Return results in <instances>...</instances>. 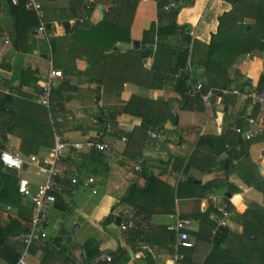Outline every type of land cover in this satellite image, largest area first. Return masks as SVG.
<instances>
[{
  "label": "crops",
  "instance_id": "obj_1",
  "mask_svg": "<svg viewBox=\"0 0 264 264\" xmlns=\"http://www.w3.org/2000/svg\"><path fill=\"white\" fill-rule=\"evenodd\" d=\"M35 1L41 6L42 16H38L47 26L49 45L45 47L39 42L32 52H24L13 43L16 31L12 6L9 0H0V96L7 94L16 110L15 116L20 120H16L18 126L13 132H6L5 137L0 134L1 145L19 151L25 158L44 157L55 145L58 134L69 142H84L90 138L103 141L110 144L111 150L86 152L71 148L66 152L60 162L62 172L55 178L56 201L48 207V237L33 242L27 254L29 263L204 264L213 255L208 264H234L235 259L242 258L236 249L227 257L215 253V239L211 237L215 222L209 217L212 210L209 194L215 191L230 197L238 215L252 202L264 206V192L247 185L233 170L227 172L231 145L218 152L210 139L222 135L235 137L233 127L244 124L247 112L252 110L256 115L260 112L259 106L251 108L245 92L254 86H262L264 49L259 46L264 43V0H195L193 5L181 11L178 21L190 24L193 31L192 53L196 41H199V51H208L212 34L218 32L220 17L227 25L223 34L241 39L246 33H241L237 26L246 24L255 38L254 47L247 53L233 55L227 67L229 84L226 88H214L212 106L207 107L201 98L195 97L186 108L180 106L181 96L170 75L175 56L165 54L184 45L182 35L176 33L167 37L159 58L156 51L141 54L145 32L152 26H166L173 19L175 11H165L164 0H121L116 3L117 9L123 8L119 15L117 10L110 11L115 4L113 0ZM105 17L107 23L102 22ZM112 23H115L114 27ZM33 34L38 39L44 37L38 27L34 28ZM118 34L129 35L130 40L118 39L112 49L105 50L108 42ZM135 41L139 42L138 47H134ZM217 45L221 53L243 51V47L230 43L226 46L223 41ZM51 67L64 73L55 89L62 82L73 87V90L59 94L54 93L55 89L52 92L53 105L61 112L75 116L73 120L55 125L48 108L39 102ZM154 67H158L157 72L164 78L153 80ZM195 82H208L204 68H196ZM223 89H237L241 93L221 96L219 91ZM133 95L145 99L148 110L141 112L147 116L161 114L155 101L168 103L178 116V123L168 121L166 127L177 133L171 131L162 135L152 124L147 130L141 129L142 117L126 112ZM33 107L41 113H35ZM160 107L167 113L164 105ZM46 112L54 126V144H45L49 135H45L44 128L41 140H23L29 128L26 123L40 124ZM114 112H117L115 125L111 120ZM97 118L100 123L95 121ZM8 119V115L0 114V128ZM123 137H126L125 141ZM23 141L26 151L21 147ZM247 150L258 173L264 177V134L252 140ZM138 155L147 159L144 164L148 175L158 177L175 190L187 177L200 186L210 185L211 190L204 197H193L188 194L192 187H183L180 197L175 193L173 211L170 195L162 193L163 190L150 197L136 193L129 202L124 201L132 187L147 185L144 170L135 169ZM36 170L34 164H27L21 173L31 180L33 190L46 180V175L37 174ZM9 174L15 175L13 188L17 187L18 172L0 163V226L5 229L12 222L20 223L25 230L33 215V201L21 195L17 203L6 201L8 197L2 198ZM73 178L77 181L73 182ZM89 179L93 181L89 182ZM226 182L238 190L222 184ZM70 185L74 188L69 191ZM236 196L243 201V208L235 203ZM177 217L193 219L190 231L193 248H176V241H171L168 226ZM129 219L133 220V226L122 229L120 223ZM228 227L237 234L244 230L236 217ZM24 234L22 231L20 236L11 235L7 240L21 256L24 248L19 240ZM173 237L176 238L175 232ZM0 239L1 247L3 238ZM108 254L112 261L106 260ZM8 257L0 256V264H17L18 261Z\"/></svg>",
  "mask_w": 264,
  "mask_h": 264
},
{
  "label": "trees",
  "instance_id": "obj_2",
  "mask_svg": "<svg viewBox=\"0 0 264 264\" xmlns=\"http://www.w3.org/2000/svg\"><path fill=\"white\" fill-rule=\"evenodd\" d=\"M121 0H113L114 6L110 9V11L114 12L115 10L118 11V15L122 12V7L119 6V8H116V3ZM181 2V6L178 7L176 10H174L173 19L170 24L162 27L155 28V26H152L149 31H146L144 34L143 44H142V50L141 54H151L153 53L152 49V43L154 42L155 35L158 36V47L156 50V55L159 58L160 51L163 50L166 46L165 39L169 36L175 35L176 33H179L182 35L184 45L180 47L178 50H171V54L169 52L165 53L168 56H175L174 64L171 65V71L170 75L175 80L174 75L176 73H179L178 78L175 81V88L176 91L180 94L181 98L179 99L180 106L183 108H186L190 100L195 97L190 96V91L194 87V78L190 77V72L187 70V64L189 59V51H190V45L192 43L193 37H192V29L190 31L186 32V28L190 27V24L188 23H180L178 21L179 14L184 8H187L195 2V0H179ZM11 6H12V13L14 15V27H15V36L13 37V43L15 44L16 48L24 51V52H32L37 46L38 43H42L45 47L49 45L48 40L45 37H42L41 39H38L35 34H33L34 28H37L40 26L41 20L38 14L34 11H29L26 8V3L28 0H17L16 3L13 2V0H9ZM161 3V2H160ZM163 6V3H162ZM107 17V16H106ZM102 20V22L107 23V18ZM223 17H220V26L218 29V32L212 34L211 38V44L209 45V49L206 53L199 51V47L197 44L199 41H196V46L194 47L193 53H191L192 57V63L194 64L195 68L202 67L206 70L208 75V82H206L203 85V92L206 93L210 88H216V89H222L226 88L229 84V79L227 76V67L230 65V61H232L233 55H240L241 53H247L254 44L255 38H253V35H250V31L248 29V26L246 24L237 26L241 33H246V35L243 38L234 37L229 35L223 34V29L227 27V25L223 24ZM115 23H112V27H114ZM193 27V26H192ZM122 41H129L130 36H123V34H118V36H114L113 40L111 39V42H108L109 44L106 45L104 48L106 49H112V46L115 44L117 40ZM224 44L230 43L235 44L236 47H243V51H235L238 52L237 54H233V52L229 53H221L219 50H217V42ZM195 43V42H194ZM246 46V47H245ZM260 49H264V43L259 46ZM166 55V56H167ZM165 56V57H166ZM161 57V56H160ZM158 60L155 61V64ZM158 69V67H156ZM156 68L154 67L155 71L153 73V80L155 79H162L164 76L157 72ZM159 71V70H158ZM162 76V78H161ZM66 82H62L58 86L57 89L54 90V93H61L62 91H69L73 90L72 86H67ZM197 98H201L199 95L196 96ZM59 99V96H58ZM57 99V100H58ZM54 102V98L52 99ZM12 100H8L7 94H1L0 96V114L8 115V122L5 123L3 127L0 128L1 135L5 137L6 132H13L14 127L18 126L16 124V120L18 119V116H15L16 110L11 106ZM57 104H60V101L56 102ZM157 104V108L159 107V110L161 111V114L158 117L155 116H147L144 112H141L142 110H148L147 104L145 103V99H140V96L133 95L132 99L129 101L126 112L137 115L142 117V123L140 128L141 129H148V125H153L158 133H161L162 135L168 134L169 132L177 133V131L169 130L166 127V123L170 121L173 124L178 123V116L171 110V108L168 106V103L162 102V101H155ZM146 104V105H145ZM164 105L167 109V113L162 110V107L160 105ZM61 106V104H60ZM33 111L40 112V109H36V107H33ZM101 111V110H100ZM103 118H105L100 112ZM111 120H113L112 124H116L117 119V112L111 113ZM20 121V120H19ZM40 124L37 123H26L28 132L23 136V140H32V138H36L41 140L42 139V132L43 128L46 133L49 135L47 140L45 139V144L48 146H52L54 144V126L51 123L50 119H48L47 112L45 114V117ZM97 123H100L97 118ZM44 123V126H43ZM211 144L215 147V150L218 152H221L225 149V147L231 145L229 149V158L227 160L229 169L227 172H230V170H233L235 173L240 176V178L243 179V181L254 188H256L259 191L264 192V177L261 176L258 173V167L256 164L252 161L248 154V144L252 140H245L242 138L239 134L235 132V137L228 136V135H222L219 137L211 138ZM227 145V146H226ZM26 144L22 143V149L26 151L25 149ZM29 151V150H28ZM93 150L92 152H94ZM147 162V159H145ZM1 163V162H0ZM145 163V162H144ZM191 165V163H189ZM144 173L147 176V185L144 188H138V187H132L130 195L124 199V201L129 202L133 195L136 193L144 194L147 197H150L155 194L161 193V190H163L162 193L168 192L171 198V210L174 209V200L175 195L181 196V191L183 187H192V191L188 194L191 196H205L207 192L211 190V186L209 185H198L194 182V179L191 177H187L186 180L180 181L178 183V187L175 190L174 187L171 185H168L167 183L160 180L158 177L154 175H148L147 166L144 164ZM9 179L6 181V186L2 190V198L5 199V197H8L6 201L10 202H16L18 201V198L20 196V193L18 191V185L17 187H14V180L15 175L9 174L7 176ZM223 185L230 186L231 189L234 188V190H238L236 187H234L233 184H230L229 182L222 183ZM71 186V185H70ZM72 187V186H71ZM69 187V191L72 190L74 187ZM194 189V190H193ZM55 191V189H54ZM231 192V191H230ZM176 193V194H175ZM235 203L238 204L240 208L244 207L243 201H241L240 197H235ZM208 214V213H207ZM206 214V215H207ZM236 219L243 225V233L237 234L232 233V231L229 229L228 226L220 228L217 236L215 237V253L218 254V256L227 257L232 255V252L234 249L237 250V253L240 255H243L242 258H237L233 262L234 264H264V206L257 202H252L250 206L247 208V210L242 214H236ZM24 230L23 225L20 223H11L8 227L5 229L0 226V238H3L2 246L0 247V256H10L12 261L16 262L21 257V252L16 251L12 245L7 244V240L11 238V235H18L20 236V233ZM173 235L174 232L170 231ZM171 234V241L173 242L175 238ZM21 243V246L24 248V238L22 240H19ZM193 248V247H191ZM220 249V250H219ZM218 250V251H217ZM49 251V250H48ZM248 257V258H247ZM252 257V259L250 258ZM213 258V255H210L207 258V262L204 264L209 263V259L211 260ZM113 259V258H112ZM247 260V261H244ZM244 261V262H243Z\"/></svg>",
  "mask_w": 264,
  "mask_h": 264
},
{
  "label": "built area",
  "instance_id": "obj_3",
  "mask_svg": "<svg viewBox=\"0 0 264 264\" xmlns=\"http://www.w3.org/2000/svg\"><path fill=\"white\" fill-rule=\"evenodd\" d=\"M94 1V0H89ZM14 3L17 0H13ZM180 6L179 0H164L163 9L167 12L176 10ZM40 4L35 0H28L26 8L29 11H35L39 16H42ZM38 30L43 33V36L48 40L47 26L41 21ZM190 31V28H186V32ZM193 33V32H192ZM157 36L152 44L153 52L157 50ZM193 49V40L190 45L189 59L187 64V70L190 72V77L195 78V66L191 60V53ZM179 73L174 75L175 80L178 78ZM64 73L61 69L52 68L49 71L44 85L42 94L39 96V102L46 106L49 110V116L52 123L62 122L66 120H73V114H66L60 111L57 106H54L51 102V95L53 90L58 85V80L63 78ZM262 86H254L249 91L245 92L246 98L251 101V108L259 106V114H254V111L250 110L245 116L244 124H236L233 130L239 134L245 140H254L255 138L264 134V72L262 74ZM203 83L195 82L193 89L190 91L191 97L200 96L207 107H211L213 104V97L215 95V89L210 88L206 93L203 92ZM4 92H8L7 89H3ZM239 94V90H220L221 96L226 94ZM97 121V119H95ZM155 137L156 134H153ZM124 141L126 137L122 138ZM74 148L78 151L85 150L86 152H92L98 150L107 152L111 150L110 144L99 141L93 138L87 139L84 142H69L63 136L56 135V143L53 147L48 150V154L44 157L38 155H32L25 158L19 151H14L7 146L1 145L0 142V162L5 167L13 168L18 172V191L21 196L29 197L33 201V215L29 222L28 228L24 234V252L17 264H30L27 260V254L29 248L33 242L38 240H46L48 233L46 227L49 221L48 207L56 201L55 189V178L62 172L60 162L65 157L67 151ZM7 158V159H6ZM145 157L138 155L135 160V169L143 170ZM34 164L37 168V174H45L46 180L39 184L36 190H33L31 180L24 177L21 173L24 170V164ZM77 179L73 178V182ZM93 179H89L92 182ZM209 201L212 206V210L209 212V217L214 220L215 226L212 230L211 237L215 239L220 228L228 226L229 222L235 219L236 207L232 199L224 194H219L215 191L209 194ZM134 224L132 219L123 221L120 223L121 228L126 230L132 227ZM193 227L192 218L177 217L173 224H170L168 228L176 233V248H191L194 246V241L190 234ZM107 261H112L110 254L106 255Z\"/></svg>",
  "mask_w": 264,
  "mask_h": 264
},
{
  "label": "water",
  "instance_id": "obj_4",
  "mask_svg": "<svg viewBox=\"0 0 264 264\" xmlns=\"http://www.w3.org/2000/svg\"><path fill=\"white\" fill-rule=\"evenodd\" d=\"M103 13V12H102ZM37 31V29H35V32ZM139 46V42L138 41H135L134 42V47H138ZM249 80L251 81V79L249 78ZM162 99V98H161ZM100 119H102V118H100ZM27 167V163H25L24 164V168H26ZM117 221L119 222V217L117 218ZM1 241H2V239H0V244H1Z\"/></svg>",
  "mask_w": 264,
  "mask_h": 264
},
{
  "label": "clouds",
  "instance_id": "obj_5",
  "mask_svg": "<svg viewBox=\"0 0 264 264\" xmlns=\"http://www.w3.org/2000/svg\"><path fill=\"white\" fill-rule=\"evenodd\" d=\"M7 159V158H6Z\"/></svg>",
  "mask_w": 264,
  "mask_h": 264
},
{
  "label": "rangeland",
  "instance_id": "obj_6",
  "mask_svg": "<svg viewBox=\"0 0 264 264\" xmlns=\"http://www.w3.org/2000/svg\"><path fill=\"white\" fill-rule=\"evenodd\" d=\"M75 226V225H74Z\"/></svg>",
  "mask_w": 264,
  "mask_h": 264
}]
</instances>
